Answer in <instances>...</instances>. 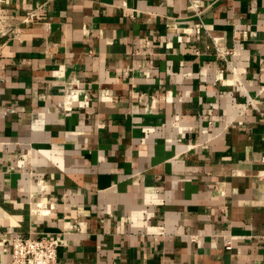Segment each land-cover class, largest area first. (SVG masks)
I'll use <instances>...</instances> for the list:
<instances>
[{
    "label": "crops",
    "instance_id": "obj_1",
    "mask_svg": "<svg viewBox=\"0 0 264 264\" xmlns=\"http://www.w3.org/2000/svg\"><path fill=\"white\" fill-rule=\"evenodd\" d=\"M13 233L264 264V0H0V264Z\"/></svg>",
    "mask_w": 264,
    "mask_h": 264
},
{
    "label": "built area",
    "instance_id": "obj_2",
    "mask_svg": "<svg viewBox=\"0 0 264 264\" xmlns=\"http://www.w3.org/2000/svg\"><path fill=\"white\" fill-rule=\"evenodd\" d=\"M192 6L198 9L199 1H193ZM28 17H33V14L29 13ZM200 27L204 26L200 25ZM215 47L217 54L223 59H227L232 54L231 50L217 41ZM9 244L11 259L8 264H59L58 250L65 243L62 238L26 237L21 233H13Z\"/></svg>",
    "mask_w": 264,
    "mask_h": 264
}]
</instances>
